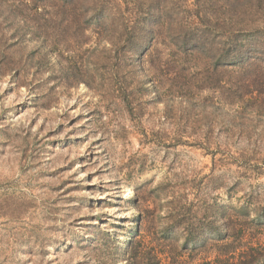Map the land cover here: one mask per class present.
Segmentation results:
<instances>
[{
  "label": "rangeland",
  "instance_id": "rangeland-1",
  "mask_svg": "<svg viewBox=\"0 0 264 264\" xmlns=\"http://www.w3.org/2000/svg\"><path fill=\"white\" fill-rule=\"evenodd\" d=\"M27 1L0 0V264L214 259L184 239L223 205H264V89L241 100L217 63L264 41V0H105L170 22L148 55L125 51L138 33L120 15L82 29Z\"/></svg>",
  "mask_w": 264,
  "mask_h": 264
},
{
  "label": "trees",
  "instance_id": "trees-1",
  "mask_svg": "<svg viewBox=\"0 0 264 264\" xmlns=\"http://www.w3.org/2000/svg\"><path fill=\"white\" fill-rule=\"evenodd\" d=\"M108 3L105 0H28L24 5L35 11L41 8H53L58 9L61 13H68L71 19L67 22L78 23L82 29H84L82 16H85L86 13H92L90 18L85 21L86 23L92 21L96 26L104 28L106 24L120 15V19H124V26L131 28L134 33H138L136 42L132 45H124L125 51L131 54L139 52L144 55L156 52L155 39L160 37L163 29L169 28L171 25L169 21H166L164 15L158 11L157 13H148L147 17H140V19L137 12H130L127 15L118 5L113 7L110 2ZM157 3L155 2V4ZM112 8L116 11L109 13L108 10H112ZM148 19H151V22ZM149 23L152 27L147 29ZM238 31L248 32L246 30ZM201 38L202 36H198L196 39H189L186 35L174 34L170 45H174L181 51L200 53ZM140 42L145 44L141 45ZM220 52L221 57L217 63L221 73L236 76L235 78L239 81L238 84H229L223 80V85H220L222 89L226 90L227 87L235 89L241 100H245L248 96L255 98L253 95L255 88H258V92L262 93L261 91L264 89V41L255 43L246 40L233 47H223ZM246 203L249 204L233 207L231 210L234 211V215L229 213L227 205H223L224 211L220 221L216 219L207 221L203 224L205 233L186 237L182 248L186 250L189 248L192 250L213 248L215 258L206 260L204 264H264V205H257L251 201ZM181 225L179 223L180 227ZM177 238L179 239L180 236ZM174 254V248L163 253L155 252L153 264H181Z\"/></svg>",
  "mask_w": 264,
  "mask_h": 264
}]
</instances>
